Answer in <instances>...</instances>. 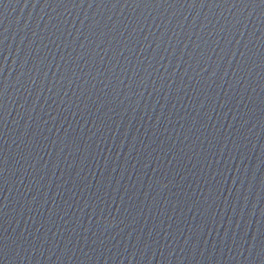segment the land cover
<instances>
[{"label": "water", "instance_id": "1", "mask_svg": "<svg viewBox=\"0 0 264 264\" xmlns=\"http://www.w3.org/2000/svg\"><path fill=\"white\" fill-rule=\"evenodd\" d=\"M0 264H264V0H0Z\"/></svg>", "mask_w": 264, "mask_h": 264}]
</instances>
